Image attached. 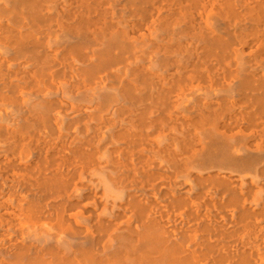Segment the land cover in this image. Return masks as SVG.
<instances>
[{
    "label": "bare ground",
    "instance_id": "obj_1",
    "mask_svg": "<svg viewBox=\"0 0 264 264\" xmlns=\"http://www.w3.org/2000/svg\"><path fill=\"white\" fill-rule=\"evenodd\" d=\"M0 264H264V0H0Z\"/></svg>",
    "mask_w": 264,
    "mask_h": 264
},
{
    "label": "rangeland",
    "instance_id": "obj_2",
    "mask_svg": "<svg viewBox=\"0 0 264 264\" xmlns=\"http://www.w3.org/2000/svg\"><path fill=\"white\" fill-rule=\"evenodd\" d=\"M186 85V87H185ZM196 88V83H191V85L185 83L184 89H183V95H185V98L188 97V94L190 93V90H193Z\"/></svg>",
    "mask_w": 264,
    "mask_h": 264
}]
</instances>
